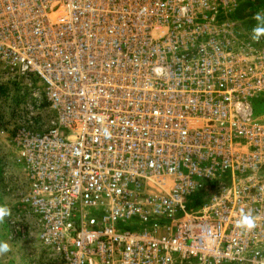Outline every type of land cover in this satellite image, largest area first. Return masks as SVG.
<instances>
[{
	"label": "built area",
	"instance_id": "built-area-1",
	"mask_svg": "<svg viewBox=\"0 0 264 264\" xmlns=\"http://www.w3.org/2000/svg\"><path fill=\"white\" fill-rule=\"evenodd\" d=\"M231 2L0 0L21 215L50 264H264L261 42Z\"/></svg>",
	"mask_w": 264,
	"mask_h": 264
},
{
	"label": "rangeland",
	"instance_id": "rangeland-1",
	"mask_svg": "<svg viewBox=\"0 0 264 264\" xmlns=\"http://www.w3.org/2000/svg\"><path fill=\"white\" fill-rule=\"evenodd\" d=\"M231 3L228 10L220 6L218 16L233 22L232 32L236 37L245 35L253 42V29L264 26V0H233ZM257 13L261 20L256 19ZM258 39L261 43L254 46L259 48L264 66V34ZM18 103L11 79H0V205L9 209V214L0 221V241L8 245V251L0 253V264L7 258L12 264H50L40 253L32 221L21 215L24 212L21 197L26 183L17 160L15 134L22 116L30 110ZM253 105L256 113L264 115V96ZM39 111V118L45 121V110Z\"/></svg>",
	"mask_w": 264,
	"mask_h": 264
},
{
	"label": "clouds",
	"instance_id": "clouds-1",
	"mask_svg": "<svg viewBox=\"0 0 264 264\" xmlns=\"http://www.w3.org/2000/svg\"><path fill=\"white\" fill-rule=\"evenodd\" d=\"M256 19L261 20V16L259 13L256 14ZM261 34H264V26H258L253 29V39H258ZM9 214V209L7 206L0 205V221L3 220L5 216ZM239 226L244 228H251L253 226L252 220L248 216H242L239 221ZM8 251L7 243L0 241V253H4Z\"/></svg>",
	"mask_w": 264,
	"mask_h": 264
},
{
	"label": "crops",
	"instance_id": "crops-1",
	"mask_svg": "<svg viewBox=\"0 0 264 264\" xmlns=\"http://www.w3.org/2000/svg\"><path fill=\"white\" fill-rule=\"evenodd\" d=\"M1 264H12V262L7 258L6 260L2 261Z\"/></svg>",
	"mask_w": 264,
	"mask_h": 264
}]
</instances>
